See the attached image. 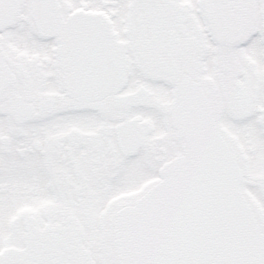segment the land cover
<instances>
[{
    "label": "snow or ice",
    "instance_id": "obj_1",
    "mask_svg": "<svg viewBox=\"0 0 264 264\" xmlns=\"http://www.w3.org/2000/svg\"><path fill=\"white\" fill-rule=\"evenodd\" d=\"M0 264H264V0H0Z\"/></svg>",
    "mask_w": 264,
    "mask_h": 264
}]
</instances>
